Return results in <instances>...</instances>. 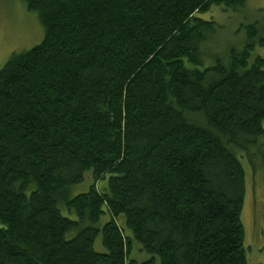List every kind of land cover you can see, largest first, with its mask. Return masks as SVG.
I'll return each instance as SVG.
<instances>
[{
    "label": "trees",
    "instance_id": "obj_1",
    "mask_svg": "<svg viewBox=\"0 0 264 264\" xmlns=\"http://www.w3.org/2000/svg\"><path fill=\"white\" fill-rule=\"evenodd\" d=\"M22 1L43 39L0 69V264H247L264 19L222 46L200 15L247 0Z\"/></svg>",
    "mask_w": 264,
    "mask_h": 264
},
{
    "label": "rangeland",
    "instance_id": "obj_2",
    "mask_svg": "<svg viewBox=\"0 0 264 264\" xmlns=\"http://www.w3.org/2000/svg\"><path fill=\"white\" fill-rule=\"evenodd\" d=\"M200 18L213 20L219 26L220 30L215 38L218 44L225 46L236 43L241 38L237 37L239 29L263 21L264 0H247L242 7L236 8L213 6L207 13L200 15ZM42 39L43 28L36 14L27 11L22 0H0V69L12 55L30 50ZM254 54L264 58V48H257ZM262 126L264 128V123ZM241 164L246 185L241 213L245 256L247 264H261L264 260V168L259 156L254 157L252 166L246 158L241 159ZM106 180L98 181L97 186L105 187ZM93 182L92 174L87 173L84 181L71 189V196L86 192ZM107 220V216L102 217V223ZM94 249L97 252L104 251L100 238L96 239ZM133 256L142 258L136 250Z\"/></svg>",
    "mask_w": 264,
    "mask_h": 264
}]
</instances>
